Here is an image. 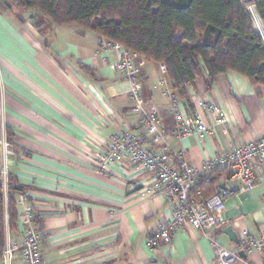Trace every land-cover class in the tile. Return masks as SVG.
Returning a JSON list of instances; mask_svg holds the SVG:
<instances>
[{"label":"crops","instance_id":"0c3cea01","mask_svg":"<svg viewBox=\"0 0 264 264\" xmlns=\"http://www.w3.org/2000/svg\"><path fill=\"white\" fill-rule=\"evenodd\" d=\"M30 24L0 16V132L6 137L5 128L10 131L7 173L27 188L26 200L16 201L13 229L5 194V239L17 244L30 226L37 229L42 264H214L208 240L191 225L175 233L171 244L149 247L148 235L168 217L174 200L149 192L150 177L142 166L100 169L95 154L111 135L127 130L151 149L167 150L172 162L183 153L189 164L200 167L206 158L264 135L263 86L226 71L207 90L197 77L186 86V103L161 64L137 55L133 65L143 110H157L166 134L154 141L129 98L128 81L113 69L117 52L103 50L104 38L75 24L47 23L51 35L42 42ZM78 63L89 66L92 75ZM162 78L185 114L199 113L210 123L188 86L222 110L225 121L211 137L177 136L169 100L158 85ZM257 169L263 171L262 165ZM26 206L36 223L21 222ZM222 218L216 237L223 246L236 245L223 232L227 225L238 237L242 230L256 235L264 223V178L248 192L229 197ZM249 258L264 264L258 254ZM0 264H6L2 257ZM10 264H22L18 251Z\"/></svg>","mask_w":264,"mask_h":264},{"label":"trees","instance_id":"16d2710c","mask_svg":"<svg viewBox=\"0 0 264 264\" xmlns=\"http://www.w3.org/2000/svg\"><path fill=\"white\" fill-rule=\"evenodd\" d=\"M0 5L40 14L38 19H46L41 25L75 24L123 45L145 61L164 65L172 89L186 103L187 85L202 77L210 90L226 71L264 88V42L242 0H0ZM254 9L264 34V0H254ZM78 68L89 76L93 73L85 64L78 63ZM5 133L8 141L7 127ZM223 173L201 178L193 189L209 196ZM26 189L9 171L4 190L0 177V258L5 243V194L7 222L13 229L16 201ZM32 222H37L33 215Z\"/></svg>","mask_w":264,"mask_h":264},{"label":"built area","instance_id":"2783aa9c","mask_svg":"<svg viewBox=\"0 0 264 264\" xmlns=\"http://www.w3.org/2000/svg\"><path fill=\"white\" fill-rule=\"evenodd\" d=\"M101 44L103 50L114 49L117 52L113 69L128 81L129 98L135 110L139 111L146 135L154 141L163 140L166 134L159 128L161 119L157 110H143L141 82L133 65L138 54L119 43L105 40ZM161 70L165 72L164 65H161ZM158 85L163 89L162 94L169 100L170 112L176 119L175 133L178 137L196 134L203 140L207 139L214 134L217 125L225 121L222 110L213 102L197 95L190 86V94L197 106L208 114L209 124L199 113L188 115L183 112L180 102L164 78L158 81ZM11 151V144L4 133L0 132V177L4 190L7 186V161ZM95 159L100 169H106L111 164L142 166L150 177L149 192L153 196L161 194L174 200L168 217L159 222L148 235L149 247L171 244L175 233L186 225H191L199 229L208 240L214 253V264H256L249 258L252 254H258L264 259V223L260 225L256 235L246 230L240 231L239 244L233 247L223 246L216 237L217 229L223 221L226 200L233 195L248 192L264 178V135L242 145L233 146L223 153H216L206 158L200 167H195L187 162L183 153H177L175 162H172L167 150L155 151L146 146L137 135L125 130L111 135L106 141L105 149L96 153ZM258 165H262L263 171L257 169ZM218 171L224 173L213 186L209 196L203 197L199 189H193L201 178ZM25 200L24 194L19 195L18 201ZM31 221L32 209L26 206L21 215V222L30 225ZM39 238V231L30 226L19 243L11 244L5 239L1 249L3 261L10 264L13 253L18 251L22 264H42ZM239 251L245 253V258L239 255Z\"/></svg>","mask_w":264,"mask_h":264},{"label":"rangeland","instance_id":"374dc122","mask_svg":"<svg viewBox=\"0 0 264 264\" xmlns=\"http://www.w3.org/2000/svg\"><path fill=\"white\" fill-rule=\"evenodd\" d=\"M165 1H173V0H165ZM244 0H242V4H243ZM244 5V4H243ZM249 13L252 17V21H253V25H254V28L255 30H257V32L264 37V34L262 32V30L260 29V25H259V22L257 21V17H256V13H255V9H254V5L250 4V8H249ZM40 16V14H35L33 12H25V11H21L19 10L17 7L13 6L10 10L3 7L2 5H0V16L2 18H5L7 20L9 19H14V20H17V19H20V20H26L28 19L30 21V29H33L34 31L35 30H38L37 34H38V37L42 40H47V38L49 37L50 34V31L48 32V24H44L41 25V21L42 19H45L43 16L42 19L38 17ZM46 21V19H45ZM16 22V21H15ZM27 27H28V24H27ZM26 28V26H25ZM26 29H29V28H26ZM32 30V31H33ZM44 32V33H43ZM41 34V35H40Z\"/></svg>","mask_w":264,"mask_h":264},{"label":"water","instance_id":"95a60500","mask_svg":"<svg viewBox=\"0 0 264 264\" xmlns=\"http://www.w3.org/2000/svg\"><path fill=\"white\" fill-rule=\"evenodd\" d=\"M230 239V241L236 245L239 244V237L236 233V231L233 229L232 225H227L225 228H224V231H223ZM239 255L242 257V258H245V253L243 251H239Z\"/></svg>","mask_w":264,"mask_h":264},{"label":"bare ground","instance_id":"6f19581e","mask_svg":"<svg viewBox=\"0 0 264 264\" xmlns=\"http://www.w3.org/2000/svg\"><path fill=\"white\" fill-rule=\"evenodd\" d=\"M243 6L245 7V9L248 11L249 10V8H250V4H252V5H254V0H244V2H243ZM248 13H249V11H248ZM250 14V13H249ZM260 35V34H259ZM261 36V35H260ZM262 37V39H263V42H264V37L263 36H261Z\"/></svg>","mask_w":264,"mask_h":264}]
</instances>
